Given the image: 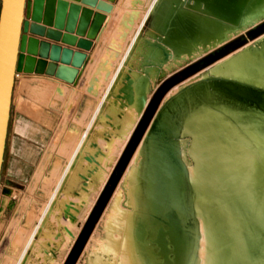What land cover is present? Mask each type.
<instances>
[{
	"label": "water",
	"instance_id": "1",
	"mask_svg": "<svg viewBox=\"0 0 264 264\" xmlns=\"http://www.w3.org/2000/svg\"><path fill=\"white\" fill-rule=\"evenodd\" d=\"M115 2L1 0L0 174L15 75L45 74L75 84L106 19L103 14L81 5L110 14ZM129 26H132L131 17L127 23L125 20L122 23L125 30ZM263 34L264 0H157L135 40L130 43L123 62L129 70L118 97L141 114L136 128L138 135L136 140L133 136L134 143L124 157L126 160L111 184L104 204L142 141L140 197L133 235L141 254L148 252L151 264H194L196 259L199 236L194 192L179 144L189 101L200 91L208 90L264 115V89L209 76L183 86L164 103L161 101L177 83ZM140 41L143 48L141 60L137 66L129 65ZM59 44L83 52H74ZM115 49L117 58L121 51ZM195 53L199 56L195 57ZM186 57V63L179 65L178 70H171L168 76L161 74L163 65L170 58ZM133 70L136 72L134 77ZM152 83L155 85L153 90Z\"/></svg>",
	"mask_w": 264,
	"mask_h": 264
},
{
	"label": "rangeland",
	"instance_id": "2",
	"mask_svg": "<svg viewBox=\"0 0 264 264\" xmlns=\"http://www.w3.org/2000/svg\"><path fill=\"white\" fill-rule=\"evenodd\" d=\"M156 1L131 0L126 23L131 17L133 28L132 26H129L128 30L121 28L123 30L122 36H125L128 41L133 42L135 40L144 21L152 12ZM124 7L125 4L119 6L121 11ZM132 12L133 15L131 16ZM258 38L249 41L246 45L174 85L166 92L161 103H164V100L173 91L182 88L191 81L202 78L218 64L226 61L228 57L236 56L239 50L243 47L245 49L247 45L252 44ZM129 48L130 44L129 46L125 45L120 50L121 56L117 60H114V53H112L113 57L105 58L104 55L99 65L94 66L88 76H85L80 83L78 82L79 77L75 84H70L71 86H65L45 78H18L22 85L16 86L8 123L10 135L16 137V144L14 150L5 153L0 174V264H28V261H30L29 264H92L98 256L101 258L105 256L106 252L103 246L107 242V221L112 215L116 198L122 195L124 191L125 179L129 174L131 161L137 151L136 149L132 154L112 194L104 204L111 184L114 183L126 160L124 157L127 156L126 153L129 152L130 145L134 143L133 136L136 140L138 135L136 128L140 118L138 121L136 119L135 128L130 126L127 130H120L116 126H110L114 122L113 119L118 118L113 112L110 113L109 109H112L111 104L113 105L114 102L121 104L120 101L116 102L115 98L123 86V79L129 70V66L123 65ZM142 51V42L140 41L131 56L129 65L137 66L139 64ZM107 60H111L109 65L106 64ZM167 64H164L166 67L163 66V72H161L165 76H168L171 70H178L180 67H173L171 63L168 64L169 67ZM254 69L264 70V58L262 62L254 65ZM108 73L110 75L106 78ZM135 75L136 72L133 70L132 77ZM94 85L96 86L95 89ZM154 88L155 85L152 83V90ZM112 98L115 100L113 101ZM147 98H150V94ZM106 114L108 116H105ZM228 117L234 121L231 122L237 125L239 130L244 131L243 133L247 135L255 148L264 152V117L247 112H238ZM132 123V125L135 124V119ZM83 151L88 155L90 154L89 158L88 155H85L87 158L84 157L83 153L85 152ZM51 155H54L52 160L49 158ZM90 156L94 158H90ZM80 158L81 162H79ZM91 159L95 163H92ZM85 160L86 163L89 161L92 165L90 166L89 163L87 164L88 167L86 163L84 165ZM77 162L81 165H78ZM41 163L45 164L42 165ZM50 163L54 166L59 164L60 167L56 165V170V166L54 167ZM38 166L39 175L36 177ZM71 168L73 171L77 169L79 172L77 170L73 172ZM77 172L83 174L79 175ZM87 173L92 174L88 176ZM78 176L81 177L78 178ZM79 179L83 180L80 181ZM65 180L69 187H66L67 182ZM69 181L72 182V185L77 181L74 188L71 183L69 184ZM78 182L82 183L78 185ZM248 185L250 184L239 186L234 189L235 191L239 189L236 193L232 190L231 194L228 195L230 198L232 196L236 199L241 198L236 201H229L222 195L218 196L210 192H204L203 195L200 192L203 195L202 202L206 205L211 215V221L215 224L216 239L223 264H247V261L263 264L264 192L260 189L259 192L258 188L248 187ZM245 190H247V194ZM71 202L75 203L72 204ZM102 206L103 209L96 219V215ZM70 209L72 214L69 212ZM74 211H76L75 213L78 212V216L75 213L73 215ZM67 220L70 221V224ZM71 223H73L71 227L75 229H71ZM63 237L66 240H63ZM18 238L21 242L17 240ZM84 241L85 243L81 248ZM13 242H18V245ZM62 242H64V246ZM13 244L15 245L13 246ZM17 247L18 249H16ZM54 251L55 255H52ZM35 252L44 255V259ZM49 258L51 260H48Z\"/></svg>",
	"mask_w": 264,
	"mask_h": 264
},
{
	"label": "bare ground",
	"instance_id": "3",
	"mask_svg": "<svg viewBox=\"0 0 264 264\" xmlns=\"http://www.w3.org/2000/svg\"><path fill=\"white\" fill-rule=\"evenodd\" d=\"M132 28H133V26H132ZM194 56L195 57L199 56V54L195 53ZM263 58H264V35L261 36L260 38H258L257 40H255L254 42H252V44L247 45L245 49L243 47L241 50H239V53L236 56H233L230 58L228 57L226 61H224L221 64H218L209 73L205 74L202 78H199L195 81H191V83L199 81V80L206 78V77H209V76H213V77L217 76V77H224V78H228V79H232V80H237V81L244 82V83H247V84H250V85L264 89V70L263 69H259V70L254 69V65H257L258 63L262 62ZM187 59H188L187 57L183 58V59H177V60H173L171 58V59H169V61H171V62H169V61L168 62L171 63L173 67H176V66L184 64L186 62L185 60H187ZM163 66L166 67L165 65H163ZM167 68H164V69L166 70ZM162 69H163V67H162ZM167 70H169V69H167ZM188 84H190V83H188ZM95 88H96V86L94 87V89ZM179 90H180V88L173 91L172 94L170 93L171 95L167 96V99L176 95ZM115 93H117V92H115ZM118 96L119 95L117 94V98L124 102V100L120 99ZM113 98H115V96ZM113 98H112V100L114 101L116 98L115 99H113ZM166 100H164V101H166ZM115 101L119 102V101H117V99ZM116 104L117 103L114 102L113 105H116ZM113 105L111 104V106H113ZM121 105L122 106L124 105V107H125V104L121 103ZM121 105H120V107H121ZM117 106H118V104H117ZM117 106L115 108H117ZM120 107H119V109H121ZM124 107H123V109H125ZM130 107L132 110L131 112H133V110H135V109L132 108V106H130ZM119 109H118V111H119ZM127 111H129V113H130V109ZM238 112H247V113L256 114V115H259L261 117H264V115L258 114L254 111H251L245 107H242V106L232 102L231 100L227 99L225 96L211 93L208 90H202L198 93L197 97H192L191 100L189 101L187 114H186L185 119L183 121V126H182V130L180 132V137H179V144H180V150H181V157H182V160H183V162L187 168L188 176H189V182H190L192 189H193V192H194V209H195V216L197 219L198 236H199L198 237V249H197V254H196V259H195L194 264H223V261H222V258H221L220 252H219L217 239H216L215 224H214V222L211 221V215L209 214L206 205L202 202V197L204 195V192H210V193H213V194L218 195V196L222 195V196H224L225 199H227L229 201H236L238 199H241L240 197L237 199L232 198L233 196L231 198L228 197V195L231 194L232 190H234L235 188H238L239 186H244V185L250 184V185H248V187L253 186V187L258 188L259 192H260V190L262 192H264V152H262L261 149L255 148V145L254 144L252 145V143L248 139L247 135L243 133L244 131L239 130L237 125L232 123L234 121L228 117V116H232L233 114L238 113ZM121 113H122V111H121ZM126 114H128V113H126ZM122 115H123V113H122ZM131 115H132V113H130V116H129V114L127 116H129L131 118L133 116V115L132 116ZM105 116H108V115L106 114ZM119 116L123 117L124 115L123 116L119 115ZM138 116L139 117H136V119L140 118L141 114L138 113ZM120 117H118V118H120ZM136 119H135V124L133 125L132 128H135V125H137L136 122L138 120L136 121ZM133 120H134V117H133ZM130 125H131V123H130ZM128 126L129 125L124 126V128L128 127ZM127 129H129V128H127ZM121 130H122V127H121ZM130 131L132 132L133 129ZM91 142H93V141H91ZM86 147H88V146H86ZM86 147H85V149H86ZM137 147H138V148H136L137 151H136L135 155L133 156V159H132L131 164H130L129 174L127 175V177L125 179L124 191H123L122 195H120L119 197L116 198L115 203L113 205V209H112L113 210L112 215L110 216V218L107 221V232H106V233H108L107 234V242H106V244H104L105 242L103 243L104 244L103 247L105 249L104 251L106 252V254L102 258L98 256V258H96L92 264H151V261H150L151 258L149 256L148 252H145V254H141V251L137 248L136 242L134 240V235H133L134 220H135V217L137 215L138 206H139L138 198L140 197L139 172H140L141 161H142V141H141V143H139V145ZM115 149H113V150H115ZM83 150H84V148H83ZM85 151H83V152H85ZM85 153H83V155L85 158H87L86 156L88 154L87 153L85 154ZM83 155H82V157H83ZM89 155H88V158H89ZM53 156L51 155L49 157L50 160H52ZM96 156H97V154H96ZM84 157H83V160H84ZM81 158L79 159V162L82 161ZM90 158H94V157L90 156ZM92 161H94V160L91 159V162ZM79 162H77V164L81 165ZM54 163H55V161H54ZM85 163H86V160L84 162V165H85ZM88 163H89V161H88ZM88 163H86V165ZM90 163H89V165H90ZM92 163H95V162H92ZM43 164H45V163H43ZM50 164L53 165L52 163H50ZM56 165H59V164H56ZM49 167H51V166H49ZM59 167H60V165H59ZM87 167H88V165H87ZM77 168H78V166H77ZM72 169L73 168H71V170ZM85 169H86V167H85ZM56 170H57V166H56ZM76 170L77 169H75L74 171H76ZM38 171H39V166H38V169H37L36 174H35L36 177L39 175ZM77 171L79 172V170H77ZM93 171L95 172V169ZM69 173H68V176H69ZM83 173H84V170H83ZM92 173H87L86 175L89 176ZM71 174H73V173H71ZM74 174L76 175V173H74ZM82 174H79V175H82ZM75 175H73V176H75ZM92 176H90V178H92ZM51 177H53V176H51ZM80 177L81 176H78V178H80ZM69 178H70V180H72L71 177H69ZM66 179L68 180V177ZM79 180L81 181L83 179H79ZM77 181L75 182L76 184H77ZM86 181H88V180L86 179ZM89 181H91V180H89ZM73 182H74V180H73ZM70 183L72 185L71 181H69V184ZM75 183H73V185H72L73 188L75 187V185H74ZM78 183H79L78 185H80L82 182H78ZM88 183H90V182H88ZM66 187H69L68 182H67ZM88 187H90V186L88 185ZM82 188H83V186H82ZM85 188H86V186H85ZM251 188L250 189L248 188V190H251ZM67 190L69 191L70 188ZM82 191H85V190H82ZM86 191H88V189H86ZM237 191H235V193ZM245 191H246L245 193L247 194L248 193L247 190H245ZM252 191H255V190L252 189ZM200 192L203 193V195H201ZM242 192H244V191H242ZM68 193H70V192H68ZM83 196H84V194H83ZM83 196H81V197H83ZM77 201H78V199H77ZM74 203L75 202H73L72 204H74ZM80 203H81V201H80ZM72 204H71V206H72ZM73 207H75V206L73 205ZM65 209H67V208L65 207ZM68 210H67V212H68ZM107 211H110V210H107ZM69 212L72 214L71 209ZM75 212L76 211L73 212V215ZM77 213H75L76 216H78ZM73 221H74V219H73ZM67 222H68V224H70L69 220H67ZM71 224L72 225H70V227L73 226V223H71ZM64 225L66 226V224H64ZM65 226H63V227H65ZM72 228L73 227H71V229ZM73 229H75V228H73ZM69 233H72V232L69 231ZM240 234L242 236V232ZM66 236H64V237H66ZM64 237H63V240L64 239L66 240V238H64ZM14 239L16 241V237ZM14 239H13V241H14ZM17 240H20V239L18 238ZM56 240H58V239L56 238ZM60 240H62V239H60ZM67 241H68V239H67ZM20 242H21V240H20ZM13 243H15V242H13ZM17 243H15V244H17ZM60 243H57V244H60ZM15 244H13V246ZM63 244H64V242H62V245ZM59 247H60V245H59ZM16 249H18V247ZM38 254H39V256L40 255L42 256V254H40L39 252H38ZM43 257H44V255L42 256V258ZM48 260H51V259L49 258ZM32 261L33 260L31 259V262ZM29 262L30 261H28V264H29ZM262 262L264 264L263 258H262ZM47 263H49V262H47ZM248 263L254 264V263L247 261V264Z\"/></svg>",
	"mask_w": 264,
	"mask_h": 264
},
{
	"label": "crops",
	"instance_id": "4",
	"mask_svg": "<svg viewBox=\"0 0 264 264\" xmlns=\"http://www.w3.org/2000/svg\"><path fill=\"white\" fill-rule=\"evenodd\" d=\"M67 2L73 3V4H77V3L72 2V1H67ZM130 2H131V0H116V2L113 4V9H112L110 14H106V13H104L102 11H98L95 8H90V7L81 5L82 7L86 8V9H90L91 11H93L95 13L103 14L106 17V19H105L104 23L102 24L101 30H100L96 40L93 41V46H92L91 51L87 53L88 61H87L86 65H85V67H84V69H83V71L81 73L80 79L78 80L79 83L81 82V80L85 76L89 75L90 71L93 69L94 66H98L99 65V63L102 61V58H103L104 55H105V58H107L109 56L113 57L112 53H114V55H115L114 60H117L121 56V53H120V55L116 58V53L113 50L114 47H116L115 50L117 52H119V50L123 49L125 47V45L129 46V44L131 43V40L128 41L125 36L120 37V36H122L121 33H123V30L121 29L122 28V23L124 22V20L126 22L127 19H128V16H129L127 11H128V7L130 5ZM121 4H125V7H124V9L122 11L119 8V6ZM0 8H1V0H0ZM126 42H127V44H126ZM59 45L62 48H69V49L73 50L74 52H83V51H80V50L76 49L75 47H70V46H67V45H64V44H59ZM110 63H111V60H109V61L107 60L106 61L107 65H109ZM19 77L20 78H30V77L45 78V79H49V80H52L54 82L63 84L65 86H71L70 84H68V83H66L64 81H61V80L55 78L54 76H48V75H45V74L38 75V74H23V73H20L19 76L17 78H15V80H14L11 104H12V100H13L14 93H15V90H16V86L17 85L18 86L22 85V82L20 80H18ZM116 99H118V98L116 97ZM118 101H120V103H122V104H125L124 103L125 101L123 102V101H121L119 99H118ZM120 105L118 104L119 107H120ZM118 106H117V108H115L116 105L114 107L112 106V109H109V112L110 113L113 112L114 114L117 115V117H120L119 115H121V116L124 115V116L120 117V118H117L116 120H113L114 122L110 126H116L120 130H121V127H122V129L130 128L129 126L133 127V125L132 124L130 125V123H132L134 121L133 117H134V119H136L135 116L138 115V112L135 111V110H133V112H131L132 110H131L130 105H125V107H124V105L123 106L121 105V107H120L121 109H119ZM123 107L125 109H123ZM132 108H134V106H132ZM118 109H119V111H118ZM129 109H130V113H132V115H133V116L131 115L132 116L131 118L129 117L130 116L129 111H127ZM121 111H122L123 115H122ZM126 113H128L129 116H127L128 114H126ZM137 120H139V118ZM127 125H129V126L124 128V126H127ZM15 144H16V137L13 136V135H10V131L8 129L7 130L4 157H5V153L7 151L14 150V145ZM52 255H55V251L52 253Z\"/></svg>",
	"mask_w": 264,
	"mask_h": 264
},
{
	"label": "built area",
	"instance_id": "5",
	"mask_svg": "<svg viewBox=\"0 0 264 264\" xmlns=\"http://www.w3.org/2000/svg\"><path fill=\"white\" fill-rule=\"evenodd\" d=\"M18 76H19V74H16V75H15V78H17Z\"/></svg>",
	"mask_w": 264,
	"mask_h": 264
}]
</instances>
